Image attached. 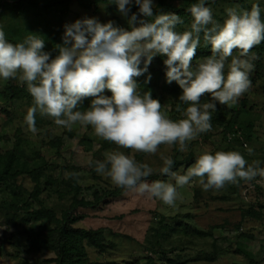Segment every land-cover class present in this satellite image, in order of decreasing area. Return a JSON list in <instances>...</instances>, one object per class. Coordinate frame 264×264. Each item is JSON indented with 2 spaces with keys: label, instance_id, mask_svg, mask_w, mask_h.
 I'll use <instances>...</instances> for the list:
<instances>
[{
  "label": "rangeland",
  "instance_id": "374dc122",
  "mask_svg": "<svg viewBox=\"0 0 264 264\" xmlns=\"http://www.w3.org/2000/svg\"><path fill=\"white\" fill-rule=\"evenodd\" d=\"M52 1L0 0V27L8 41L19 43L38 34L45 40L44 50L55 58L65 25L95 18L131 30L129 19L138 9L133 3L125 15L110 0H100L97 10H87L72 0L64 11ZM196 2L153 0V5L176 10ZM253 4H259L264 19V0H208L206 5L223 23L227 8L250 10ZM135 14L138 21L145 20ZM176 30L185 31L186 25L178 24ZM201 46L207 45L200 42ZM252 52L259 58L249 74L251 88L233 107L217 104L211 130L189 142L185 153L178 151V145H161L154 155L134 153L96 137L91 126L76 124L69 130L39 113L33 134L25 123L33 103L26 85L0 79V264H264V178L208 191L193 179L178 187L182 199L171 207L147 195L126 193L89 165L90 160L102 161L106 152L123 151L154 169L149 182L169 181L159 172L161 155L171 157L173 170L184 174L203 151L235 150L249 163L259 160L264 167V42ZM164 59L154 57L148 72L136 80L141 93L150 91L175 120L183 118L176 111L182 89L175 81L167 83ZM202 59L193 61V66ZM103 94L111 96L108 90ZM209 100L205 95L201 103ZM90 102L91 98L85 99L78 110ZM233 119L234 127L225 133ZM73 172L80 173V183L66 177ZM68 232L75 235L68 239Z\"/></svg>",
  "mask_w": 264,
  "mask_h": 264
},
{
  "label": "clouds",
  "instance_id": "9594fccd",
  "mask_svg": "<svg viewBox=\"0 0 264 264\" xmlns=\"http://www.w3.org/2000/svg\"><path fill=\"white\" fill-rule=\"evenodd\" d=\"M110 2L125 15L134 3L143 17L153 19L138 21L134 13L129 19L131 30L114 26L112 21L76 20L64 26L63 44L55 46V58L44 50L42 36L32 33L22 42L11 43L0 27V79L26 85L33 103L25 123L33 134L37 132L35 118L39 113L69 130L76 124L91 126L96 137L134 153L154 155L161 145H178L179 152H187L189 142L211 130L217 104L233 107L251 88L249 74L254 70L253 61L259 58L252 49L264 42L259 4H253L250 10L227 8L226 18L220 23L214 19L211 7L206 6L208 0H198L188 9L193 17L190 30L178 32L181 17L175 13L153 16V0ZM201 38L210 45L211 55L193 66ZM156 56L166 57L163 63L167 83L175 81L182 89L176 111L183 118H170L159 99H154L150 91L139 90L136 78L148 72ZM142 59L144 66L140 67ZM150 80L149 74L145 82ZM105 90L111 96L104 95ZM205 95L210 100L201 103ZM87 98H91L90 104L78 110ZM245 148L248 155L254 154L248 145ZM161 159L159 172L169 181L149 182L147 178L154 169L123 151L106 152L102 161L90 160L89 165L94 164L97 174L110 178L126 193L147 195L171 207L182 199L178 187L193 179L208 191L239 180L264 178L259 160L249 163L235 150L214 154L203 151L184 174L173 170L175 161L171 157L161 155ZM79 176L76 172L66 174L77 183Z\"/></svg>",
  "mask_w": 264,
  "mask_h": 264
},
{
  "label": "trees",
  "instance_id": "16d2710c",
  "mask_svg": "<svg viewBox=\"0 0 264 264\" xmlns=\"http://www.w3.org/2000/svg\"><path fill=\"white\" fill-rule=\"evenodd\" d=\"M76 1L78 2V5L82 9L88 10V9L94 8V10H97L96 4L100 0H93L92 2H90L88 0H76ZM52 3L55 6H58L61 10L67 11L68 8L70 7L71 3H72V0H54V1H52ZM190 7H191V5L188 4V5H183L182 7L178 8L176 10H173L171 7L161 4V5H158L156 8L153 9V16L158 15L160 13H175L181 17V19L183 21L182 25H186V30H190L191 23L188 21V19H190V18L193 19L190 12L188 11V9ZM132 11H133V13H139L138 9H133ZM144 18H145V20H148L151 17H144ZM201 42H204L202 38H201ZM208 48H211L210 45H207L205 48L202 46L197 48L196 57L193 61H196V60H199V59H202L204 57L211 55V52L208 51ZM234 125H235V119H233L232 123H230L227 126V128L225 129V133L231 131L232 128L234 127ZM67 235H68V239H69V238H71V236L75 235V233L74 232L73 233L68 232ZM84 238L86 239V238H88V236L85 235ZM263 243H264V239H263Z\"/></svg>",
  "mask_w": 264,
  "mask_h": 264
}]
</instances>
